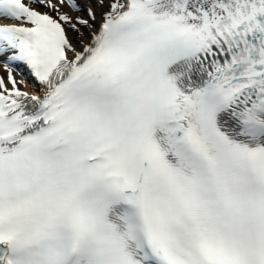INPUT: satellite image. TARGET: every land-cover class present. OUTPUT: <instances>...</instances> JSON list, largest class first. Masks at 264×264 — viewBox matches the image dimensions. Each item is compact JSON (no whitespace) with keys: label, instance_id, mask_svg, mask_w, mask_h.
Listing matches in <instances>:
<instances>
[{"label":"snow or ice","instance_id":"1","mask_svg":"<svg viewBox=\"0 0 264 264\" xmlns=\"http://www.w3.org/2000/svg\"><path fill=\"white\" fill-rule=\"evenodd\" d=\"M0 66V264H264V0H0Z\"/></svg>","mask_w":264,"mask_h":264},{"label":"bare ground","instance_id":"2","mask_svg":"<svg viewBox=\"0 0 264 264\" xmlns=\"http://www.w3.org/2000/svg\"><path fill=\"white\" fill-rule=\"evenodd\" d=\"M3 69H2V66H0V71H2ZM24 89L25 90H29V91H31L32 90V86L30 85V84H28V83H26L25 85H24Z\"/></svg>","mask_w":264,"mask_h":264}]
</instances>
